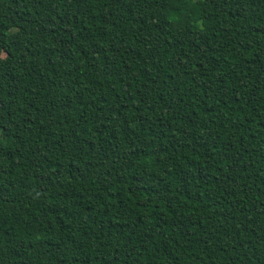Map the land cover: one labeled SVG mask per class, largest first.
<instances>
[{"label":"trees","instance_id":"obj_1","mask_svg":"<svg viewBox=\"0 0 264 264\" xmlns=\"http://www.w3.org/2000/svg\"><path fill=\"white\" fill-rule=\"evenodd\" d=\"M0 264H264V0H0Z\"/></svg>","mask_w":264,"mask_h":264}]
</instances>
